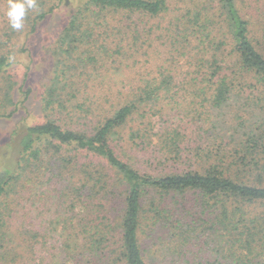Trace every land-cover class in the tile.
Returning <instances> with one entry per match:
<instances>
[{
  "label": "trees",
  "instance_id": "16d2710c",
  "mask_svg": "<svg viewBox=\"0 0 264 264\" xmlns=\"http://www.w3.org/2000/svg\"><path fill=\"white\" fill-rule=\"evenodd\" d=\"M54 1L47 12L38 1L32 23L72 8L42 99L66 125L49 117L12 135L14 160L0 172V264H264V25L252 27L240 0ZM7 10L0 0V73L16 64ZM153 58L156 71L142 75L152 79L95 80ZM178 76L206 114L175 127ZM238 98L262 112L240 124L243 144L224 145L232 125L223 144L192 141ZM43 179L62 198L55 222L33 231L19 209ZM156 227L153 246L143 245Z\"/></svg>",
  "mask_w": 264,
  "mask_h": 264
},
{
  "label": "rangeland",
  "instance_id": "374dc122",
  "mask_svg": "<svg viewBox=\"0 0 264 264\" xmlns=\"http://www.w3.org/2000/svg\"><path fill=\"white\" fill-rule=\"evenodd\" d=\"M44 1H46V6H44L45 10L43 12H47L55 5L54 0ZM240 1L239 5L244 17L252 22L254 29H260L264 25V0ZM40 9L41 7L38 11H28L31 20L26 19L27 22H25L21 34H19L20 31H16L11 45L12 57L15 59L16 64L8 71L0 73V172L13 163L15 146L9 147V143L16 130L22 133L29 126L43 124L49 117L56 119L64 127L66 125L63 118L57 112L49 115V113L43 110L42 99L47 86L53 78L57 62L55 47L62 30L69 22L72 8L65 7V5L58 7L52 16H49L43 22H37L33 26L32 22L34 18L42 11ZM151 63L150 65L144 63L132 70L124 69L119 74L108 77L104 76L95 80L97 82L114 80V82L119 83L128 80L141 81L144 78L143 76L149 71H156V66L160 61L153 58ZM152 78L154 76L144 79L149 80ZM182 83L187 84V87H182L184 85ZM174 84L176 86L173 89V93H177V96L172 106L175 109L169 114L168 121L170 125L178 126L180 122L186 121L187 116L198 118L203 114V119H205V106L200 105L201 99L196 98L194 94L197 88L192 86V83L189 81L184 80V77L180 76L176 77ZM242 100L243 98L236 99L228 108H225L222 112L219 111L220 113L213 112L210 119L211 122H215L214 129L208 131L211 125L202 123L203 133L201 134V138L192 135V141L194 143L200 141L205 149L209 146V142L223 144L220 136L226 134V130L232 125L235 128L230 133L235 134L234 139H231L230 133L226 134L227 140H224V145H227V148L232 150L243 144L246 139L244 134L246 131L242 130L240 124L246 120V124L248 125V120L254 122L260 119L262 112L256 111V109L250 106H245ZM179 118L184 120L181 121ZM156 120H160L158 116ZM159 124L162 125L161 123ZM186 133L189 137L190 133L188 131ZM209 138L210 140H208ZM44 144L43 147L48 146ZM53 145L56 146L58 144L54 142ZM70 149L72 148L64 146V154H68L67 152ZM44 182L46 184L40 188L39 186ZM54 183H56V180ZM54 183L47 185L46 179H43L39 185L29 188L25 193V199L21 202L19 210L21 216H26V226L28 229L33 231L41 229L43 231L45 226H49L55 222L62 195L60 193L61 188H58L57 183L56 185ZM42 193H45V196H42ZM4 200L7 203L10 202V198L1 199V201ZM187 200H193V197H188ZM167 203H171L170 199H168ZM17 223L19 221H15V224ZM152 232L161 233V229L156 227L151 229L148 235L144 234L142 237L143 245L149 243L151 247L153 246L154 240L150 239ZM156 242L159 241L156 240ZM159 245L156 244L155 247L159 248ZM35 249V259H39L41 257L39 252L40 247H36ZM191 259L193 260L194 258L191 257ZM197 259L198 261L200 260L198 256Z\"/></svg>",
  "mask_w": 264,
  "mask_h": 264
},
{
  "label": "clouds",
  "instance_id": "9594fccd",
  "mask_svg": "<svg viewBox=\"0 0 264 264\" xmlns=\"http://www.w3.org/2000/svg\"><path fill=\"white\" fill-rule=\"evenodd\" d=\"M29 10L38 11L37 0H8L7 20L14 31H22ZM10 60L14 59L9 57Z\"/></svg>",
  "mask_w": 264,
  "mask_h": 264
}]
</instances>
